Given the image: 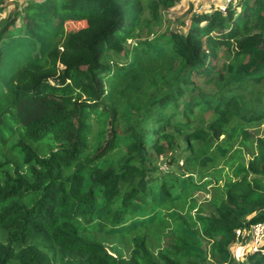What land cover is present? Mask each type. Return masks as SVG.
Here are the masks:
<instances>
[{"label": "trees", "instance_id": "16d2710c", "mask_svg": "<svg viewBox=\"0 0 264 264\" xmlns=\"http://www.w3.org/2000/svg\"><path fill=\"white\" fill-rule=\"evenodd\" d=\"M178 2L0 17V264H264V0Z\"/></svg>", "mask_w": 264, "mask_h": 264}, {"label": "rangeland", "instance_id": "374dc122", "mask_svg": "<svg viewBox=\"0 0 264 264\" xmlns=\"http://www.w3.org/2000/svg\"><path fill=\"white\" fill-rule=\"evenodd\" d=\"M15 0H7L6 8L0 14V17H5L14 8ZM229 0H180L175 6L164 11L165 20L167 25L173 29H184L185 26L190 22V17L193 13L205 12L212 9V7H225ZM145 16L150 17L149 11L145 12ZM67 31L78 30L86 26L85 21H67L66 24ZM202 88L206 92L213 90L212 86L203 85ZM255 134L256 131L259 135L264 136V124L259 126L256 130H252ZM246 159L250 157L249 154L245 155ZM252 250V241L246 239V237L241 238L233 245V253L239 259H246V255Z\"/></svg>", "mask_w": 264, "mask_h": 264}, {"label": "built area", "instance_id": "2783aa9c", "mask_svg": "<svg viewBox=\"0 0 264 264\" xmlns=\"http://www.w3.org/2000/svg\"><path fill=\"white\" fill-rule=\"evenodd\" d=\"M251 236L252 250H257L264 242V222H257L251 226Z\"/></svg>", "mask_w": 264, "mask_h": 264}]
</instances>
